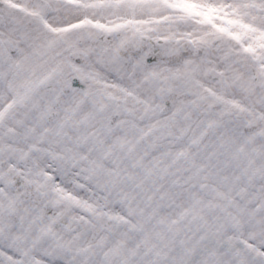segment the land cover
I'll return each instance as SVG.
<instances>
[{
	"label": "snow or ice",
	"instance_id": "obj_1",
	"mask_svg": "<svg viewBox=\"0 0 264 264\" xmlns=\"http://www.w3.org/2000/svg\"><path fill=\"white\" fill-rule=\"evenodd\" d=\"M0 264H264V0H0Z\"/></svg>",
	"mask_w": 264,
	"mask_h": 264
}]
</instances>
